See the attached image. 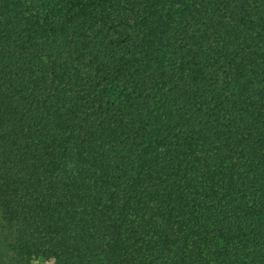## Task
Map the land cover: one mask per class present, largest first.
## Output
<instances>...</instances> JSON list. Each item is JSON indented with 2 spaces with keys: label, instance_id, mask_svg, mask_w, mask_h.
<instances>
[{
  "label": "trees",
  "instance_id": "16d2710c",
  "mask_svg": "<svg viewBox=\"0 0 264 264\" xmlns=\"http://www.w3.org/2000/svg\"><path fill=\"white\" fill-rule=\"evenodd\" d=\"M9 264H264V0H0Z\"/></svg>",
  "mask_w": 264,
  "mask_h": 264
},
{
  "label": "rangeland",
  "instance_id": "374dc122",
  "mask_svg": "<svg viewBox=\"0 0 264 264\" xmlns=\"http://www.w3.org/2000/svg\"><path fill=\"white\" fill-rule=\"evenodd\" d=\"M0 264H9V251L0 239ZM33 264H54L53 260L37 259Z\"/></svg>",
  "mask_w": 264,
  "mask_h": 264
}]
</instances>
